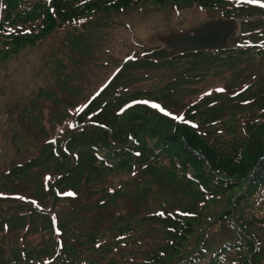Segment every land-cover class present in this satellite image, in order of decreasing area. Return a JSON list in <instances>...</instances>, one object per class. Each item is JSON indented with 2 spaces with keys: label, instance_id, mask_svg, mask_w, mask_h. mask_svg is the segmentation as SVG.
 <instances>
[{
  "label": "trees",
  "instance_id": "trees-1",
  "mask_svg": "<svg viewBox=\"0 0 264 264\" xmlns=\"http://www.w3.org/2000/svg\"><path fill=\"white\" fill-rule=\"evenodd\" d=\"M150 2H196L211 8L223 3L222 0H0V60L15 47L38 42L58 31H79L83 26L84 32L89 34L100 20L109 22L112 16L118 17L123 12H130L133 6ZM226 12L231 11L227 9ZM256 28L257 25L251 29L254 32ZM253 36L254 39H263L264 30ZM151 69L163 72L160 80L168 72L171 77L155 90L137 89L138 94L128 95L132 92V85L139 82L131 72ZM211 73L218 76L229 73L228 88L232 94L244 83L247 87L235 96L229 92L214 93V96H204L194 104L184 105L188 96L198 92L191 88ZM145 97L165 103L171 111H181L179 113L185 116L183 121H176L172 116L144 105L119 113L129 100ZM25 111L28 122L38 118V106L29 105ZM90 115L97 123L96 130L70 131L66 127L56 143H48L51 139L48 135L42 145L47 133L44 125L38 122L36 133L40 134L42 130L44 137L39 142L40 152L11 167L0 181L9 183L8 178L26 181L29 184L27 191H37L38 188H34L37 186L39 191L36 193H41L39 197L44 201L60 202L57 189L78 187L76 191L81 197L84 186L87 189L85 195L102 188V176L108 175L110 180L118 178V185L115 181L104 185L105 189L108 185L114 187L109 190L111 194L106 191L92 206L113 208L109 198L124 191L138 194L143 204L129 216H123L127 220L122 223H117L122 219L120 211H112L114 223H111V230L121 231L119 233L124 238L109 246V256L113 257L105 261L108 264L264 262V253L257 248L263 243L258 244L254 236L260 225H264V160H261L264 156V49L244 47L201 51L160 63L131 62L78 118L81 121ZM102 125L104 130L99 129ZM66 132L69 134L62 143L60 138ZM51 143L58 144V147L54 148ZM258 162V168L251 176ZM50 167L52 169L48 170ZM156 169H163L171 178L181 179L185 186L195 190L200 197L196 201L197 208L178 207L175 198L179 189L169 181L173 185L155 183ZM44 171L54 179L55 185L48 187V191L42 183L30 182L37 181ZM128 178L135 182L133 189L126 187ZM3 187L14 189L12 185ZM215 197L226 200V208L219 210L215 206L209 211L208 202ZM151 203L152 209H149ZM81 205L79 201L73 207L63 206L59 211L66 241L59 257L62 260L55 264H103V261L91 260L94 254L90 253H95L93 246L85 247L86 242L82 246L84 234L80 235L81 232H76L72 226ZM92 210L98 213V209ZM176 210L188 215L178 216ZM159 211L164 215L157 214ZM24 219L15 220L14 224L22 225ZM105 219L102 217L101 220ZM217 225L223 232L216 239L209 240L210 235L220 232ZM212 227L214 231L209 233ZM85 236L88 241L93 240L91 234ZM111 238L106 235L102 239L108 243ZM4 243L0 240V257L9 260ZM225 244L227 247H222ZM13 251L20 250L14 248ZM27 251L36 255L41 252L29 244ZM56 254L54 249L52 256Z\"/></svg>",
  "mask_w": 264,
  "mask_h": 264
},
{
  "label": "rangeland",
  "instance_id": "rangeland-1",
  "mask_svg": "<svg viewBox=\"0 0 264 264\" xmlns=\"http://www.w3.org/2000/svg\"><path fill=\"white\" fill-rule=\"evenodd\" d=\"M171 5L175 4L173 3ZM171 5L139 4L134 6L139 7L138 10H133L130 14L126 12L122 13L116 22L106 24L107 20L101 21L100 23L104 25L98 24V26L93 29V32L89 34L85 32L82 33V30L75 32V34L78 35H74L68 31H58L32 46L20 48L15 54L1 61L0 175L8 173L7 171L10 169V163L19 164L26 161L30 156L37 155L40 152L41 145L48 139V135L50 138H56L57 140V138L63 134L64 129L72 123L77 112L76 108L83 105L97 89L99 90L105 85L106 79L111 75L114 67L118 64H122V59L125 57L124 55H128L133 51L142 54L145 50L151 51L153 48H159L161 44L171 51H176V49L184 50L187 49L186 46H195L191 38L188 39L187 36L192 34L191 32L193 30L182 34H162L166 33V31L177 32L178 28H193L205 22L207 18L211 19L213 17H218L224 13L221 10H216V8H211L208 11L200 10V5L196 2H182L181 4H176L180 7L179 14ZM253 14H255L253 16V21L259 22L264 19L257 15L260 14V12L255 11ZM111 18L115 19V16ZM240 22L241 19L235 18L226 24L232 38L239 36L240 39L242 37ZM245 28H247V26H245ZM213 29L214 27H212L210 31ZM80 33L83 34V36H80ZM159 35H162L160 38L161 43L158 41ZM146 52L148 51H145V53ZM151 55L152 52L148 53V56ZM158 55L159 52L153 53V56ZM131 73L136 75L139 82L132 85V92L128 95L138 94V91H136L137 89L149 91L152 89L155 90L158 86H164L170 76V73H166L164 79L160 80L159 77L163 76V72L158 69L142 70L140 72L132 71ZM222 83H224V80L221 77L209 75L196 89L202 92L206 89L221 85ZM165 87L169 89V86ZM193 96L195 95H192L191 98L186 99V101L190 102L196 100ZM29 101L33 102V105H41L39 107L41 113L47 108L45 110L46 119L44 121V127L48 133L45 135V139L42 130L40 134L36 133L35 125L38 123L40 117L39 111H37L38 118L28 123H22L19 117H14L15 113L18 115L19 111L23 110L26 107L25 104ZM35 101L36 103H34ZM51 112H53L52 116L54 118L49 117ZM95 127L97 128L94 124L85 123L79 125L80 129H78L82 130L88 128L89 130L87 129V131H93L96 130L94 129ZM99 129L104 130L102 126ZM76 130L77 129L74 131ZM65 137L60 139L63 141ZM41 141L43 142L39 147L37 143ZM51 169L52 167L48 170ZM44 174L45 171L41 173L37 181L30 182L32 184L48 182L52 185L53 181L49 178H45ZM154 174L155 183L161 185L174 183L179 189L180 193L176 195L175 198L178 207H183L184 209L197 208L196 201L200 197L195 190L185 186L181 179L176 177L171 178L165 174L163 169H156ZM9 179V183L4 182L3 185H12L14 189H2L4 187L0 185V189L5 190V192H7L5 196L8 197H0V200H5L0 202V219L3 220V218L7 216L5 211L9 205H16L17 203H21V201L31 202L35 200L36 196L40 200L39 203L44 206H48L46 203L48 202L50 203V207H54L52 205H55L59 209L63 207L61 204L62 202L54 204L49 199H47L46 202L42 201V198L40 199L39 197V195L42 196V194L36 193L39 191V187L34 186L35 189L38 188L37 191H27L26 189L29 184L26 181L19 182L17 178ZM159 180L165 183H161ZM100 181L102 188L98 189L96 193L85 195L87 189L84 186L82 189L83 196L78 198V202H82L84 208H82L81 205L82 209L80 208L79 214L77 215L78 217H76L78 220L76 225L77 229L81 230L83 234L94 233L97 229L112 227L111 223L114 221L112 211L118 210L123 212L122 219L117 221V223H122L127 220V218H123V216H129L143 204V199H140L138 194L124 191L109 198L114 204L113 208H97L95 205L93 207V203L103 197L106 191L109 192L110 189H114V187H111L112 185L106 186L105 189V184L112 183V181H115L116 185L119 183L118 178L112 177L110 180L108 175L102 176ZM45 183L42 186L45 187ZM126 187L128 190L133 189L135 187V182H131V178H128ZM75 188L74 189L77 190L78 187ZM16 194H18L16 196L17 199L10 198L12 195ZM21 196L24 197L23 200L19 199ZM16 200H18V202H14ZM206 201L208 202L209 199L206 198ZM68 202L73 203L75 201L67 200V203ZM100 203L102 204L103 200ZM208 203L210 204L209 208H207L209 211H213L215 206L219 210H223L227 206L226 200L219 197L211 198ZM148 208L152 209V203L148 204ZM92 209H98L97 215L90 216V211ZM18 210L19 208H14L12 211L18 212ZM204 212L208 213V211ZM175 213L178 216H184L186 212L183 213L180 210H176ZM102 217L106 218L105 221L101 220ZM212 231H214V227L211 228L209 233ZM23 232L24 231H17L16 235L7 236L4 238V241L7 244H14L15 246L21 245V247L26 243L33 245L45 244L43 241V234L39 233L27 236L24 235ZM55 234L57 235L54 231L53 235L55 236ZM17 236H19L18 239ZM42 251H46V249ZM105 252L106 251L103 253ZM103 253H95L92 258L94 260H103L104 256L106 259V254ZM41 254L42 253L39 255ZM50 259V257L46 256L44 263ZM132 259L136 261L134 258ZM203 261H205L204 257ZM30 262L33 261L31 260ZM34 262L35 264H39V262ZM181 264H183V262Z\"/></svg>",
  "mask_w": 264,
  "mask_h": 264
},
{
  "label": "snow or ice",
  "instance_id": "snow-or-ice-1",
  "mask_svg": "<svg viewBox=\"0 0 264 264\" xmlns=\"http://www.w3.org/2000/svg\"><path fill=\"white\" fill-rule=\"evenodd\" d=\"M249 2L250 3H259V6L260 7H264V2H260V0H249ZM141 103H149L148 101H142ZM152 107H154V108H160V106L159 105H157V104H152ZM161 111H164V109H160ZM77 111H83V108H81V109H78ZM164 114L165 115H171V113H168V112H164ZM173 119H176V120H182L183 118L182 117H180V116H173L172 117ZM69 127L71 128V127H74V125H71V124H69ZM19 199H24V197H19ZM33 203H35V201H33ZM185 215H188L187 213H184ZM159 215H161V216H163L164 215V213L163 212H161V213H159Z\"/></svg>",
  "mask_w": 264,
  "mask_h": 264
}]
</instances>
